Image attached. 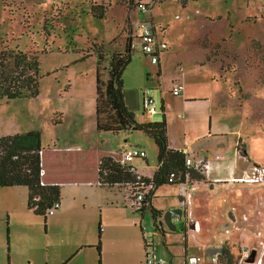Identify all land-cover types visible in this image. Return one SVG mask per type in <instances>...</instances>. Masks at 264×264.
Wrapping results in <instances>:
<instances>
[{
  "label": "rangeland",
  "instance_id": "374dc122",
  "mask_svg": "<svg viewBox=\"0 0 264 264\" xmlns=\"http://www.w3.org/2000/svg\"><path fill=\"white\" fill-rule=\"evenodd\" d=\"M148 1L0 0V49L18 46L36 52L41 69L38 97L0 99V135L40 130L45 148L55 143H90L97 138L107 150L118 149L127 139L142 146L149 160L156 162V144L146 133L97 131V57L90 50L95 46L103 51L102 75L106 80L111 54L123 50L129 36L138 44L139 23L148 18L156 24L159 37L163 39L164 35L170 44L168 56L162 58L166 118L178 120L182 108L181 95L170 92L174 81L181 79L184 83L185 74L193 84L197 82L191 71L195 64H209L214 78L222 82L223 90L218 96L223 106L240 109L253 132H264V0H155L150 11L140 12L139 4ZM94 5L104 11L103 18L91 14ZM156 70L158 66L151 64L137 47L123 79L126 95H138V115H144L141 102L143 92L148 91L158 107V113L151 118L161 121L162 80ZM260 153L264 162V147ZM65 201L63 191L60 205ZM50 213L46 219L26 214L19 220L30 237L20 233L13 236L11 245L6 242V249L13 247L12 259H25L27 255L43 259L46 250L40 251L39 244L45 237L44 226ZM40 221L42 227L37 226ZM176 225L174 234L180 235L181 223ZM230 249L237 264L240 243Z\"/></svg>",
  "mask_w": 264,
  "mask_h": 264
},
{
  "label": "crops",
  "instance_id": "0c3cea01",
  "mask_svg": "<svg viewBox=\"0 0 264 264\" xmlns=\"http://www.w3.org/2000/svg\"><path fill=\"white\" fill-rule=\"evenodd\" d=\"M163 40L170 49L169 41L164 35ZM169 49L162 54L158 64L151 62L158 66L157 77L162 80L161 108L164 106L162 113L165 117L167 102L162 58H165V54L168 56ZM191 71L197 82L189 84L187 78L191 79L190 76H182L186 83L182 82L184 91L179 97L182 108L178 120L166 118L169 146L176 150L187 149L194 159L207 160L211 169L208 175L202 174L204 178L200 180L195 192V215L191 227L198 230L189 232L184 222L173 220L175 224L181 223L180 235L174 234L166 226L156 234L158 254L164 258V264H186L188 257L192 256L200 258L196 264H216L211 257L218 248L220 239L226 240L225 246L219 247L222 248V255H233L231 245L243 242L250 246L257 242L254 231L259 228L264 232V184L230 182L233 177L250 174L254 166L264 167L263 155L260 153V149L264 147V132H253L240 109L223 106L221 97L218 96L223 85L214 78L211 65L195 64ZM149 75L152 76L151 73ZM147 93L148 91L143 92L141 102L143 116H139L136 111L139 101L137 93L129 97L126 95L127 105L139 123L153 121L143 107V98ZM131 133L125 132L128 135ZM94 139L90 143L77 142L67 146L55 143L48 147L106 152H119L133 146L143 148L124 139L117 146L118 149L107 150L102 148L97 138ZM156 159V162H151L146 153L145 158H135L131 165L139 176L153 178L160 166L158 158ZM63 191L66 201L57 210L51 211L44 226V235L41 231L45 236L42 244H39L40 251L46 250L43 259L34 256V259H30L27 253L25 259H12L10 254L13 247L11 250V246L6 249V242L8 246L9 242L11 245L13 236L20 233H26L30 237L24 228L26 226L19 220L26 217V214L44 217L28 207L29 190L26 186L0 187V264H145L144 234L153 231L154 223L167 210L178 207L179 203L177 183L156 187L148 208L144 210L136 208L126 187L71 182L62 186L61 192ZM151 207L158 210L157 217H154ZM232 207H235L238 220L243 213H248L249 219L241 224L240 231L226 235L224 227L228 224ZM37 226L42 227V221ZM99 241L100 254L97 249ZM29 253L32 254V251L29 250ZM220 260L226 262L225 259Z\"/></svg>",
  "mask_w": 264,
  "mask_h": 264
},
{
  "label": "trees",
  "instance_id": "16d2710c",
  "mask_svg": "<svg viewBox=\"0 0 264 264\" xmlns=\"http://www.w3.org/2000/svg\"><path fill=\"white\" fill-rule=\"evenodd\" d=\"M91 14L98 18L104 17V11H98L96 5L92 6ZM90 50L97 57V131L116 134L133 131L148 133L156 144L160 166L153 178H147L139 176L132 165L121 161V151L45 148L40 130L0 135V187L26 186L29 190L28 207L44 219L51 210L58 209L56 204H60L61 188L65 183L85 182L107 187H126L134 202L138 192H145L141 204L134 203L138 210H144L148 208L156 187L177 183L184 179L188 171L192 179L204 178L199 170L186 166L185 153L170 148L165 114L161 121L139 123L127 105L123 74L132 61V38H127L123 50L111 54L106 80L102 75L103 51L95 46ZM87 56L90 54L83 55L82 58ZM40 70V60L36 52L24 51L18 46L2 47L0 99L38 97ZM173 173L176 175L175 181H170L169 177ZM151 210L154 217H157L158 210L152 207ZM154 225L158 231L163 230L157 223ZM97 249L100 254L101 241L98 242ZM220 258L225 259V264H235L233 255L229 253L226 256L221 255Z\"/></svg>",
  "mask_w": 264,
  "mask_h": 264
},
{
  "label": "built area",
  "instance_id": "2783aa9c",
  "mask_svg": "<svg viewBox=\"0 0 264 264\" xmlns=\"http://www.w3.org/2000/svg\"><path fill=\"white\" fill-rule=\"evenodd\" d=\"M155 0H149L147 3H140L138 8L140 12L150 11V7L154 4ZM172 1H181V0H172ZM139 33H138V44L136 41L133 42V48H139L144 55L150 58L151 62L154 64H158L160 62V58L164 52L169 49L168 43L159 37L157 32V26L153 23L152 18L141 20L139 23ZM184 91V85L180 81H174L170 92L179 96ZM143 107L145 112L151 116L153 114L158 113V109L156 107V100L149 93L145 94L143 98ZM183 153H185V164L188 168H194L199 170L202 174L206 173L208 175L209 170L211 169L210 163L203 159L198 158L194 159L187 151V149H181ZM146 151L137 146H133L121 151V161L124 163H128L131 165L132 161L135 158H145ZM176 175L173 173L170 175L169 180L175 181ZM200 180H195L191 178V175L186 172L184 179L177 182L179 185V203L178 207L182 209V214L174 213L172 215V219L175 221L184 222L185 226H187V231L195 232L198 228L193 229L191 225L194 223V197L195 192L197 191ZM231 183H246L248 185H263L264 184V167L263 166H254L253 170L250 174L241 177H233L230 179ZM145 192H138L137 199L135 203L141 204V201L144 198ZM56 207L59 208L60 204H56ZM55 209L51 210L54 211ZM50 211V212H51ZM249 214L243 213L241 218L238 220V216L235 212V207H232L230 211V218L228 224L224 227V232L226 235L231 234L233 231H240L242 229L241 224L248 221ZM160 231L154 229L151 232H147L144 234V245H145V264H164L165 260L158 254V246L155 240L156 234ZM193 237V233H191ZM254 236L257 239L255 244L250 246L244 245L243 242H240L241 252L240 257L238 259L237 264H264V232L262 229L257 228L254 231ZM226 243L225 238H222L218 242V248L212 255L211 259L216 264H225L221 262L222 248ZM255 252V257L252 262H249L252 252ZM200 258L196 256L188 257V264H196Z\"/></svg>",
  "mask_w": 264,
  "mask_h": 264
},
{
  "label": "water",
  "instance_id": "95a60500",
  "mask_svg": "<svg viewBox=\"0 0 264 264\" xmlns=\"http://www.w3.org/2000/svg\"><path fill=\"white\" fill-rule=\"evenodd\" d=\"M174 213H178V214H182V209L179 208V207H176V208H172V209H169L167 210L163 216L155 223L158 224L159 227H168L172 232H176L177 231V226L175 224V222L173 221L172 219V215ZM157 220V219H155ZM155 227V225H154ZM254 257H255V252L253 251L250 258L248 259L249 262H252L254 260ZM186 264H188L187 260H186Z\"/></svg>",
  "mask_w": 264,
  "mask_h": 264
}]
</instances>
